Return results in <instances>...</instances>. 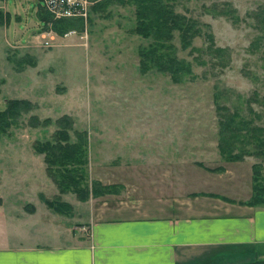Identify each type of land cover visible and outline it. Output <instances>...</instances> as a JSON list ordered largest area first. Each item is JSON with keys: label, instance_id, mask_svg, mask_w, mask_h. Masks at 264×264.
I'll use <instances>...</instances> for the list:
<instances>
[{"label": "rangeland", "instance_id": "374dc122", "mask_svg": "<svg viewBox=\"0 0 264 264\" xmlns=\"http://www.w3.org/2000/svg\"><path fill=\"white\" fill-rule=\"evenodd\" d=\"M38 1L44 7L41 0H0L8 13L0 21V108L9 98L30 102L0 133V239L21 232L24 244H71L91 219L106 216L164 214L181 205L183 214L264 207V189L263 200L246 203L264 185V156L238 153L241 143L229 151L237 157L220 151L215 106L235 105L264 124V0H168L198 27L185 46L171 30L176 55L193 73L178 82L155 67L140 69L138 51L152 38L131 30V0H110L83 27L63 33L51 22L41 26ZM213 48L224 49V65ZM249 97L256 100L247 105ZM63 114L72 136V129L86 133L88 187L97 180L113 185L107 191L79 198L47 173L34 142L49 138ZM45 199L69 205L56 212Z\"/></svg>", "mask_w": 264, "mask_h": 264}, {"label": "crops", "instance_id": "0c3cea01", "mask_svg": "<svg viewBox=\"0 0 264 264\" xmlns=\"http://www.w3.org/2000/svg\"><path fill=\"white\" fill-rule=\"evenodd\" d=\"M226 205H231L227 203ZM221 206H223L221 204ZM111 212L117 207H109ZM91 219L75 243L0 239V264H228L264 259V207ZM192 209V210H191ZM53 228V227H52Z\"/></svg>", "mask_w": 264, "mask_h": 264}, {"label": "trees", "instance_id": "16d2710c", "mask_svg": "<svg viewBox=\"0 0 264 264\" xmlns=\"http://www.w3.org/2000/svg\"><path fill=\"white\" fill-rule=\"evenodd\" d=\"M109 1L101 0L90 5L86 20L89 19L90 11L101 9ZM115 1L125 2L126 0ZM131 1L134 3L133 12L135 16V24L131 30L142 36L152 38L147 47L140 48L138 51L140 69L155 67L157 70L167 72L175 82L180 81L184 75L192 76L190 61L176 55L174 45L170 39L172 37L171 30L175 27L179 30L181 45L185 46L188 43L189 36L198 31V27L193 28L195 21L185 19L182 15L174 13L168 0ZM7 16L8 13H3L0 9V21L5 20ZM35 17L43 27L51 22L52 29L57 33H63L68 28L80 29L84 23L83 18L80 16L53 18L40 5L39 1L35 9ZM231 17L232 20H237V16L232 15ZM207 36L210 38V34H207ZM210 46L207 47L210 48ZM213 52L219 58L218 63L224 65L227 61L224 54H222L224 49L213 48L211 53L214 54ZM250 99L256 100V97L246 98L247 105ZM215 106L218 114L217 127L220 151L228 157H237V154L229 151L236 147L237 143H241L238 153L245 151L247 153L263 154L264 156V124L254 123L251 116L241 114V111L235 105L231 110L222 103L216 102ZM29 107L30 102L27 99H6L5 105L0 108V133L16 121L21 111H25ZM247 109L251 110L249 106ZM56 121L58 125L51 136L41 141H35L34 148L42 154L45 169L58 189L60 191H73L79 198H85L89 192L100 194L101 190L105 189L107 191V189L113 187L109 184H100L97 180L91 181L88 187L83 167L87 162L86 133L84 130L72 129V136L69 132L71 118L66 114L59 116ZM247 144L252 146L246 147ZM101 187L103 189H100ZM263 189L264 185H258L256 192L251 196V200L246 201V203L254 204V202L263 200V197L258 195L259 191ZM44 201L54 211L61 213L63 211L62 206L69 205L66 201L48 199ZM228 264H264V259Z\"/></svg>", "mask_w": 264, "mask_h": 264}, {"label": "built area", "instance_id": "2783aa9c", "mask_svg": "<svg viewBox=\"0 0 264 264\" xmlns=\"http://www.w3.org/2000/svg\"><path fill=\"white\" fill-rule=\"evenodd\" d=\"M53 18L80 16L85 22L87 8L101 0H41Z\"/></svg>", "mask_w": 264, "mask_h": 264}]
</instances>
